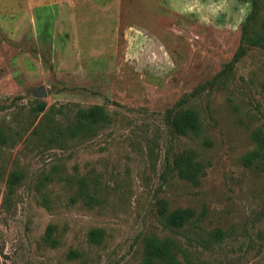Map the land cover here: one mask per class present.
<instances>
[{
	"label": "rangeland",
	"instance_id": "obj_1",
	"mask_svg": "<svg viewBox=\"0 0 264 264\" xmlns=\"http://www.w3.org/2000/svg\"><path fill=\"white\" fill-rule=\"evenodd\" d=\"M250 8L251 0H0V126L13 138L0 146V264H140L152 234L174 240L183 264H264V151L248 160L264 134V48L247 47L218 76ZM96 105L108 122L91 136L50 142L33 132L65 129ZM185 108L201 127L177 137L165 116ZM183 153L202 165L196 183L172 170ZM16 170L21 182L3 205ZM160 201L203 215L164 229ZM94 228L104 231L100 246L87 240Z\"/></svg>",
	"mask_w": 264,
	"mask_h": 264
},
{
	"label": "trees",
	"instance_id": "obj_2",
	"mask_svg": "<svg viewBox=\"0 0 264 264\" xmlns=\"http://www.w3.org/2000/svg\"><path fill=\"white\" fill-rule=\"evenodd\" d=\"M260 1L251 0V8L245 21L242 25L241 42L238 46L232 60L227 63L224 69L218 74H227L246 52L247 47L264 48V15L260 21ZM45 109L43 103H38L33 109L35 114L42 113ZM166 123L171 129V132L178 136H186L189 133L197 134L201 124L198 113L192 108L178 109L170 111L166 114ZM108 122V115L102 106H92L86 109H80L76 112L74 121L71 126L62 129L60 127L51 129L44 126L48 130L46 133L39 131L37 126L33 132L40 134L46 141L56 142L59 137L70 136L75 138H86L95 133L99 128ZM258 143L259 149L253 152L248 160L260 156L264 151V134L258 133L254 136ZM12 136L5 134L0 126V146L6 145L8 141H12ZM251 163V162H249ZM172 170L177 172L180 179L189 180L193 183L197 182V176L201 171L202 165L195 161L193 155L187 153L176 154L172 160ZM170 168L169 162L166 164ZM22 174L19 171H11L8 173L5 181V197L3 205H7L13 199L16 187L20 184ZM79 186H85V181L79 182ZM82 190V189H81ZM90 198V197H89ZM157 214L160 223L164 229L172 231H180L184 227L194 224L199 221V215L196 211L190 208H176L170 210L165 201H160L158 204ZM210 236L215 240H220L223 237L221 230L210 232ZM46 239L50 241V245H55V240L51 238V228L46 233ZM104 231L94 228L89 230L87 240L93 246H100L103 243ZM183 253L177 247V244L171 238H159L156 235H147L142 240V260L140 264H183L178 258V253ZM76 251H71L68 257L77 256Z\"/></svg>",
	"mask_w": 264,
	"mask_h": 264
}]
</instances>
